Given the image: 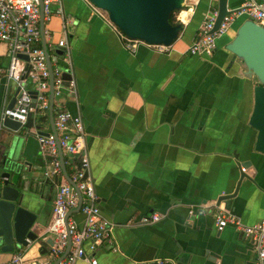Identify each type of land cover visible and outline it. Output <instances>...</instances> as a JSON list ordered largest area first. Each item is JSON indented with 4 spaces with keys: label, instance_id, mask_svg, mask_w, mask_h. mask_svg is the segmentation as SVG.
<instances>
[{
    "label": "crops",
    "instance_id": "obj_1",
    "mask_svg": "<svg viewBox=\"0 0 264 264\" xmlns=\"http://www.w3.org/2000/svg\"><path fill=\"white\" fill-rule=\"evenodd\" d=\"M249 1L230 0L229 6L237 9ZM213 2L187 0L182 11L184 27L170 53H158L144 45L130 53L112 27L92 12L87 0H64L66 17L72 21L68 41L73 68L68 73L69 79L74 74L76 85H65L57 102L83 119L101 211L117 224L114 235L119 250L101 247L96 252L97 264L256 262L257 252L238 229L229 225L220 232L216 225L219 207L245 224L264 220V154L254 150L256 131L248 123L255 82L226 50L245 17L217 39L212 56L188 53ZM45 24L52 33L45 35L48 44L58 43L63 18L52 15ZM41 43L43 46V40ZM54 49L49 45L56 57ZM7 50L0 44L2 71L9 65ZM2 78L0 116L17 89L13 81L7 86ZM32 117L35 126L52 131L49 118H42L47 128L45 120L37 121L35 114ZM27 132L23 133L27 159L33 167H46L37 139ZM11 135L1 130L0 144ZM249 159L254 163V179H244L234 197L219 201L235 192L240 174L245 172L237 163ZM42 173L40 170L38 175ZM42 180L38 190L31 187L30 195L38 204L39 222L47 229L56 185L62 178ZM202 207L206 208L201 213ZM191 209L195 216L189 219ZM156 212L164 217L137 223L141 216ZM74 217L83 223L82 213ZM45 230L40 233L41 244L14 253L22 252L30 260H50L52 245L48 240L52 237ZM12 255L1 254L0 262ZM75 264L90 263L78 260Z\"/></svg>",
    "mask_w": 264,
    "mask_h": 264
},
{
    "label": "built area",
    "instance_id": "obj_2",
    "mask_svg": "<svg viewBox=\"0 0 264 264\" xmlns=\"http://www.w3.org/2000/svg\"><path fill=\"white\" fill-rule=\"evenodd\" d=\"M92 12L103 18L118 35L126 50L136 53L144 45L158 53H170L173 44L149 43L142 39H134L125 34L109 16L108 11L87 0ZM45 22L51 20L52 15L63 18V35L58 46L64 48L63 59L72 71L71 46L68 41V28L72 21L66 17L64 0H43ZM183 11V10H182ZM182 11L175 14L177 22H183ZM41 7L39 0H0V44L8 48L9 65L0 70V78L5 77L7 86L13 81L20 91L12 108L6 103L0 116V132L5 129L4 120L7 116L26 124L33 114L39 118H49L50 108V70L46 52L42 46L40 29ZM242 15L264 26V0H251L241 7L231 10L223 19L220 27L212 32L218 16V9H211L203 23L201 32L188 49L191 55L212 56L217 47V39L231 28L236 19ZM46 36L52 33L45 30ZM52 46V44H49ZM22 55H27L28 60ZM56 62V57H54ZM54 64V104L55 127L59 143L62 148L65 165L71 180L65 177L56 136L51 132L48 137L38 135L41 151L47 160L45 179L53 180L61 177L62 181L56 185L54 211L50 225L45 233L53 239L49 260H30L22 252L14 253L9 260L0 264H51L66 253L69 242L70 250L60 259L58 264H75L84 260L90 264H97L96 252L101 247L110 251H118L119 245L114 235L115 223L107 220L99 207V196L95 188V181L91 172V161L87 146V131L81 115H75L63 108L57 98L63 95L65 79L60 65ZM73 74V72H72ZM35 87H31V86ZM74 74L69 79L68 88L75 87ZM37 91L36 106L30 94ZM57 103V104H56ZM66 156L70 159L66 160ZM246 171L245 168H243ZM5 178L0 177V182ZM84 220L81 224L70 211L80 205ZM204 208L200 212H204ZM191 209L190 213L194 214ZM164 216L159 213L143 215L137 223L148 224L161 220ZM216 225L219 230L232 225L238 229L255 247L257 259L255 264H264V220L255 224H245L226 208L219 207L216 212ZM165 261H159L164 263Z\"/></svg>",
    "mask_w": 264,
    "mask_h": 264
},
{
    "label": "water",
    "instance_id": "obj_3",
    "mask_svg": "<svg viewBox=\"0 0 264 264\" xmlns=\"http://www.w3.org/2000/svg\"><path fill=\"white\" fill-rule=\"evenodd\" d=\"M89 1L103 10L108 11L110 19L117 24L125 34L134 39H142L149 43H163L170 45L178 39L184 27L183 22L173 23L170 19L173 13L184 10L187 5V0ZM213 1V9H218V16L212 30V32H215L220 27L224 17L234 9H231L229 6L231 3L230 0H217L218 7L215 6L216 0ZM39 3L41 7L40 29L42 33L43 48L46 52L47 63L50 70L49 121L51 124V132L57 138L59 158L62 162L65 177L68 180H71L67 172L65 157L55 127L56 112L53 79L55 59L50 53L49 44L45 37L46 22L44 19L45 10L43 0H39ZM210 10L211 9H208L206 16ZM242 17L245 18L239 25L235 37L226 45V50L243 64L244 75L253 79L255 82L253 108L248 123L250 127L256 131L254 150L264 154V26L248 18L246 15L238 17L236 21ZM51 44L55 47L56 64L64 69L63 76L66 79L64 84L69 86L68 80L70 73H68V69L70 66L63 59L65 52L64 48L58 46V43L55 41H52ZM22 57L28 60L27 55H22ZM2 79L6 78L3 77ZM19 91L20 88L18 87L14 97L9 103L10 108L14 106ZM30 94L34 101L33 104L36 106L38 93L36 90H31ZM4 126L6 130L12 133V135L9 136L4 143L0 144V177L5 178L0 182V256L3 253L14 254L18 249L22 247L28 248L33 243H42L40 233L45 230L46 227L43 223L39 222V213L37 212L38 204L30 193H33L31 190L32 186L35 190H38L37 186H41V183L44 182L42 179L45 178L46 167H33L32 162L27 159V156L23 151L24 141L26 139V136H24L23 133L24 131L28 133L27 131L29 130V133L37 139L40 148L41 143L38 139V135L48 137L51 133L43 131L40 126H35L32 115L24 125L19 121L14 120L12 117L7 116L4 120ZM34 129L36 130L32 131ZM43 159L46 164L47 160L44 156ZM237 164L240 169L245 168L246 171L241 172L235 192L223 195L219 198V201L234 197L238 193L244 179H254L255 169L254 163L251 159L238 162ZM40 170L43 171V177L38 175ZM81 202L82 196L80 194V205L78 208L70 211L68 216L80 213ZM190 211L189 219L195 216V214H191ZM115 225L117 226L116 223ZM217 230L221 232L223 229L219 230L217 227ZM48 243L53 245V239H49ZM70 247L71 241L68 244L66 253L63 254L60 259L67 254ZM60 259L56 260L54 264H58ZM174 264L176 263L174 262Z\"/></svg>",
    "mask_w": 264,
    "mask_h": 264
},
{
    "label": "trees",
    "instance_id": "obj_4",
    "mask_svg": "<svg viewBox=\"0 0 264 264\" xmlns=\"http://www.w3.org/2000/svg\"><path fill=\"white\" fill-rule=\"evenodd\" d=\"M170 20H171V22H173V23H178V22H177V19H176V17H175V13L172 14Z\"/></svg>",
    "mask_w": 264,
    "mask_h": 264
},
{
    "label": "rangeland",
    "instance_id": "obj_5",
    "mask_svg": "<svg viewBox=\"0 0 264 264\" xmlns=\"http://www.w3.org/2000/svg\"><path fill=\"white\" fill-rule=\"evenodd\" d=\"M175 14H176V13H175ZM61 69H62V71L64 70L62 67H61ZM44 120H45V119L42 120V119H40V118L37 119V121H44ZM44 122L46 123L47 128H49L47 121L45 120Z\"/></svg>",
    "mask_w": 264,
    "mask_h": 264
},
{
    "label": "bare ground",
    "instance_id": "obj_6",
    "mask_svg": "<svg viewBox=\"0 0 264 264\" xmlns=\"http://www.w3.org/2000/svg\"><path fill=\"white\" fill-rule=\"evenodd\" d=\"M183 13H184V12H182L181 16H182V20L184 21L185 19H183ZM185 15H186V13H185ZM184 22H185V21H184Z\"/></svg>",
    "mask_w": 264,
    "mask_h": 264
}]
</instances>
